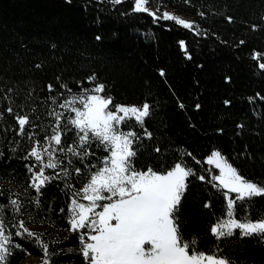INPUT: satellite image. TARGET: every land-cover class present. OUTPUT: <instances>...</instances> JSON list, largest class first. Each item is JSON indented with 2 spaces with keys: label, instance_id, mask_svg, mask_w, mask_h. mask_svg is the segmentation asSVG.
<instances>
[{
  "label": "trees",
  "instance_id": "16d2710c",
  "mask_svg": "<svg viewBox=\"0 0 264 264\" xmlns=\"http://www.w3.org/2000/svg\"><path fill=\"white\" fill-rule=\"evenodd\" d=\"M148 5L167 6L188 16L195 30L135 12L133 0L121 4L0 0V204L7 206L6 223L14 233L12 225L23 219L29 229L42 233L56 252L53 264H86L79 234L70 230L67 209L74 191L103 166L108 153L98 141L87 148L90 154L83 159L67 152L69 146L81 149L74 143L78 129L68 123L73 113L60 105L82 89L103 83L107 90L102 95L112 96L114 104L140 105L147 98L153 105L143 127L134 119L121 125V130L141 137L134 145L137 169L167 170L183 160L196 172L188 178L178 213L185 239L198 237L208 249L219 244L237 264H264V240L243 237L239 230L220 241L211 234L210 226L225 216L226 201L223 190L209 182L217 169L204 161L211 151L219 150L242 175L264 181V70L258 67L264 62V0H149ZM181 40L187 53L179 45ZM254 53L261 58L253 59ZM53 112L63 114L65 152L56 153L63 163L45 170L46 175L59 176L38 194L30 186L28 170L37 162L25 157L33 146H48L45 136L56 126V116L49 114ZM25 114L31 123L21 135L17 116ZM145 129L152 133L150 139ZM76 168L81 169L79 174ZM200 175L205 180L198 179ZM17 198L23 205L20 213L9 204ZM261 215L264 197L237 207V218ZM14 239L31 255L17 250L10 264H21L27 256L37 257L41 264L43 254L34 242L27 237ZM53 240L58 243L51 244Z\"/></svg>",
  "mask_w": 264,
  "mask_h": 264
},
{
  "label": "snow or ice",
  "instance_id": "6c2138e0",
  "mask_svg": "<svg viewBox=\"0 0 264 264\" xmlns=\"http://www.w3.org/2000/svg\"><path fill=\"white\" fill-rule=\"evenodd\" d=\"M111 2L121 4L123 0ZM148 3L149 0H134L133 10L149 13L155 19L156 15L150 12ZM163 19L174 21L186 29H192L194 25V22L168 12L163 13ZM228 20L231 22L232 18L228 17ZM96 39L99 40L100 37L97 36ZM240 43L243 44L244 41ZM179 45L187 53L185 41H179ZM188 58L191 59V56ZM260 58V53L253 54V59ZM258 67L264 70V62L259 63ZM160 75H164L163 70ZM88 79L95 80V76ZM61 87L68 88L66 84ZM48 89L52 91L53 85L49 84ZM106 90L107 85L98 83L93 88L82 89L79 94L65 99L60 105L75 114L68 123L78 129L74 143L81 149L77 151L76 147L69 146L67 152L83 159L90 154L87 148L98 141L108 153L103 157V166L91 173L88 182L81 189L74 191L67 209L70 230L79 234L80 252L86 264H237L219 244L214 249H208L200 245L198 237L185 239L178 213L188 188V178L196 175L193 168L183 160L167 170H154L152 167L139 170L134 166L133 160L137 156L134 145L139 143L141 137L135 131L121 130V125L134 119L143 127L145 119L152 114L153 105L147 98L140 105L114 104L112 96L102 95ZM52 102H56L55 97ZM77 103L80 107H76ZM179 107L183 108L184 105L181 103ZM196 107L199 108L200 105L197 104ZM7 111L13 110L9 107ZM49 114L56 116V126L50 136H45L48 146H33L28 157H25H33L37 162L28 170L32 173L30 186L38 194L47 183L59 176V173L56 177L46 175L45 170L60 167L63 160L56 153L65 152L62 146L64 133L60 125L63 114ZM17 122L19 134L23 135L25 127L31 123L30 117L27 114L18 115ZM144 135L149 139L152 137L147 129L144 130ZM28 138L34 139L32 135ZM35 143L40 144L39 141ZM156 151L159 152L160 149L157 148ZM45 156L47 162L44 161ZM207 163L219 170V175L212 176L209 182L213 187L223 190L226 201L225 216L217 218L210 226L211 234L220 241L222 238L233 237L235 231L239 230L243 237L264 240V215L255 219L250 216L237 218L238 205L264 197V181L251 180L242 175L219 150L212 151ZM61 172L65 176L69 175L66 168H61ZM75 172L79 174L81 169L76 168ZM198 179L203 181L205 176L200 175ZM82 200L88 203H82ZM9 204L15 213H20L23 205L18 198L10 199ZM35 204L39 207V196ZM205 207H210V204H205ZM6 208V205L0 204V264H10V257L17 250L31 255L14 237H27L42 252L41 264H53L52 258L56 252L43 239V234L29 229L23 219L12 225L16 229L13 233L6 223ZM60 211L64 212L65 209ZM56 243L58 241H51L53 245Z\"/></svg>",
  "mask_w": 264,
  "mask_h": 264
},
{
  "label": "rangeland",
  "instance_id": "374dc122",
  "mask_svg": "<svg viewBox=\"0 0 264 264\" xmlns=\"http://www.w3.org/2000/svg\"><path fill=\"white\" fill-rule=\"evenodd\" d=\"M147 7L149 8V10H150V12L151 13H155V15H156V18H160V19H163V13L164 12H168V13H170V14H175L177 17H179V18H183V19H185L186 21H190V22H192V20L188 17V16H186V15H184V14H182V13H178V12H175V11H173L170 7H167V6H151V5H147ZM133 8H134V0H133ZM151 15V14H150ZM152 17H153V15H151ZM193 30H195L194 28H192ZM72 98V96H70V97H68L67 99H71ZM76 107H80V105H79V103H77V105H76ZM67 109V108H66ZM68 110H70V109H68ZM71 111V110H70ZM73 113V112H72ZM74 113H73V116H72V118H74ZM212 153V151L210 152V154ZM210 154L209 155H207L205 158H204V161L205 162H207V158L210 156ZM212 166H214V165H212ZM215 167V166H214ZM217 172H218V174L217 175H219V170L217 169ZM32 182V181H31ZM218 183V182H217ZM82 203H85V204H87L88 202L87 201H82ZM39 259L37 258V257H34V256H27L24 260H23V262L21 263V264H39Z\"/></svg>",
  "mask_w": 264,
  "mask_h": 264
}]
</instances>
